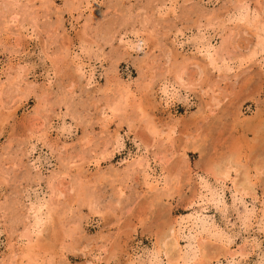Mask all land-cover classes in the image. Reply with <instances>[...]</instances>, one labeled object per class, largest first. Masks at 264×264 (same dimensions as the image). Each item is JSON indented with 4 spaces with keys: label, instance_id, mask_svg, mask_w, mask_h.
<instances>
[{
    "label": "rangeland",
    "instance_id": "rangeland-1",
    "mask_svg": "<svg viewBox=\"0 0 264 264\" xmlns=\"http://www.w3.org/2000/svg\"><path fill=\"white\" fill-rule=\"evenodd\" d=\"M263 140L264 0H0V264H264Z\"/></svg>",
    "mask_w": 264,
    "mask_h": 264
},
{
    "label": "bare ground",
    "instance_id": "bare-ground-1",
    "mask_svg": "<svg viewBox=\"0 0 264 264\" xmlns=\"http://www.w3.org/2000/svg\"><path fill=\"white\" fill-rule=\"evenodd\" d=\"M208 55V54H207ZM208 57V56H207ZM209 60H210V58H209ZM128 93V92H127ZM166 94V93H165ZM163 95V94H162ZM258 140V139H257ZM264 141V140H263ZM233 157V156H232ZM230 159L229 160H232V158H231V156L229 157ZM223 160V159H222ZM235 160V159H234ZM233 160V161H234ZM237 161V160H236ZM230 163V162H229ZM225 164V163H224ZM237 164H239V163H237ZM232 167L234 168V167H236V165L235 166H233L232 164H230L229 166L227 165V167L225 166V170H221V171H219L218 172V170L219 169H216L215 170V172H218V173H216V174H223V177H227V176H229L228 174H229V171H231V169H232ZM246 168V167H245ZM212 169V168H211ZM224 169V168H223ZM235 169V168H234ZM248 170V169H247ZM246 174V173H245ZM243 175H244V173H243ZM247 175V174H246ZM245 176V175H244ZM245 178H246V176H245ZM247 179L248 178H246V181H247ZM249 181V180H248ZM246 183H244L243 184V186H241L242 187V191L243 192H245L247 189H248V186L246 187ZM250 185V184H249ZM251 189V188H250ZM245 190V191H244ZM249 191V190H248ZM43 206V205H42ZM35 208V207H34ZM31 212V211H30ZM39 214H41V205L40 206H38V207H36L35 209H34V215L36 216V219L38 218L37 216H39ZM31 215V214H30ZM33 215V216H34ZM40 218V217H39ZM38 218V221L39 220H41V218L39 219ZM34 221H35V218H34ZM37 221V222H38ZM36 222V221H35ZM34 222V223H35ZM36 222V223H37ZM40 222V221H39ZM38 222V223H39ZM38 223H37V225H38ZM176 223H178V222H176ZM36 225V226H37ZM184 225V224H183ZM183 225H181L180 224V227H175L174 228V230L172 231V235H173V244H171V245H169V246H171V247H173V249L176 247V246H178V240H179V232L181 231L180 229H182V228H184L185 227V225H184V227H183ZM33 226V225H32ZM36 226H35V224H34V227L36 228ZM39 226V225H38ZM37 226V227H38ZM206 227V226H205ZM183 230V229H182ZM172 243V242H171ZM227 243V242H226ZM170 247V249H172ZM199 248V247H198ZM205 248V247H204ZM224 248H225V252L226 253H228V255L229 256H231L232 254H236L237 252H231V249H230V246H229V243H228V245H226V246H224ZM166 251V250H165ZM180 251V250H179ZM169 252H170V250H169ZM167 253V252H166ZM239 254V253H238ZM168 255H169V253L167 254V257H168ZM178 257H177V260L175 261L174 260V262H171V260H168L167 259V261H169V263L170 264H182V263H180V261L181 260H183V264H185V263H188L187 261H188V258H189V256H188V258H186V259H184V257H181V253L179 252L178 254ZM171 258H172V256H171ZM173 258H176V257H173ZM173 258H172V260H173ZM149 264H153L152 262H149ZM168 264V263H167Z\"/></svg>",
    "mask_w": 264,
    "mask_h": 264
}]
</instances>
